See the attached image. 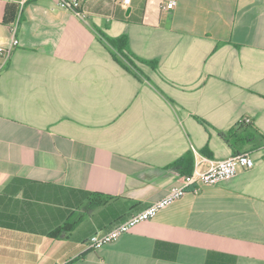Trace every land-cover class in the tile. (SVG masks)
I'll return each mask as SVG.
<instances>
[{
	"label": "crops",
	"instance_id": "1",
	"mask_svg": "<svg viewBox=\"0 0 264 264\" xmlns=\"http://www.w3.org/2000/svg\"><path fill=\"white\" fill-rule=\"evenodd\" d=\"M169 1H26L0 74V264H264V0ZM194 150L255 165L88 249Z\"/></svg>",
	"mask_w": 264,
	"mask_h": 264
},
{
	"label": "built area",
	"instance_id": "2",
	"mask_svg": "<svg viewBox=\"0 0 264 264\" xmlns=\"http://www.w3.org/2000/svg\"><path fill=\"white\" fill-rule=\"evenodd\" d=\"M27 0H20L18 14L10 26V38L6 44L0 45V74L8 66L14 50L19 46L18 33L21 25L22 12ZM62 8L69 9L80 14L81 0H58ZM125 4H129L130 0H124ZM177 2L171 0L166 2L162 8L164 10L173 9ZM249 122L250 119H245ZM195 161L192 171L186 174L182 183L172 187L169 192L161 199L155 201L142 211L131 215L124 222L118 223L107 232H97L92 234L88 241L87 247L90 250H97L106 244L117 240L124 233L129 232L138 223L153 219L157 213L171 205L188 191L197 192L203 185H214L221 181L227 180L235 176L240 169H250L254 167L255 161L247 152L230 156L224 159H211L199 155L195 150ZM206 166H203V164Z\"/></svg>",
	"mask_w": 264,
	"mask_h": 264
},
{
	"label": "trees",
	"instance_id": "3",
	"mask_svg": "<svg viewBox=\"0 0 264 264\" xmlns=\"http://www.w3.org/2000/svg\"><path fill=\"white\" fill-rule=\"evenodd\" d=\"M17 7L15 6V5H10V6H8V8H7V12H6V21L7 22H12V21H14L15 20V18H16V15H17ZM120 41H116L114 44H115V48L117 49V50H121L122 49V47H123V41L125 40L124 38H122V39H119ZM121 48V49H120ZM189 160L191 161V158L190 157H187V158H184V162L182 161V162H180V163H182V164H185V163H188L189 162ZM178 162V164L177 165H180V163ZM192 163V162H191ZM191 165V164H190ZM192 171V168H191V170L189 169V171L187 172V174L188 173H190ZM69 228V224L67 223V224H65L64 226H62L61 227V229H65V230H67L68 228ZM57 231H55V232H53L52 233V235H55V233H56Z\"/></svg>",
	"mask_w": 264,
	"mask_h": 264
},
{
	"label": "water",
	"instance_id": "4",
	"mask_svg": "<svg viewBox=\"0 0 264 264\" xmlns=\"http://www.w3.org/2000/svg\"><path fill=\"white\" fill-rule=\"evenodd\" d=\"M128 12H130V8L128 9Z\"/></svg>",
	"mask_w": 264,
	"mask_h": 264
}]
</instances>
